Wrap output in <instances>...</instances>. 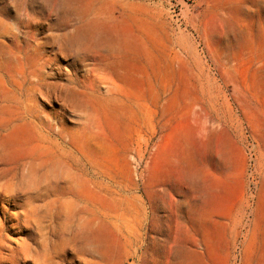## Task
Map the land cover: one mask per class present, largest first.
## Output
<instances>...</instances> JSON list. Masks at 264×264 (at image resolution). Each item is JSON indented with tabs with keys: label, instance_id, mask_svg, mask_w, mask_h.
Returning <instances> with one entry per match:
<instances>
[{
	"label": "rangeland",
	"instance_id": "obj_1",
	"mask_svg": "<svg viewBox=\"0 0 264 264\" xmlns=\"http://www.w3.org/2000/svg\"><path fill=\"white\" fill-rule=\"evenodd\" d=\"M141 2L154 41L174 57L167 87L148 95L140 75L121 85L108 76L121 106L89 100V111L73 114L41 97L53 120H40L57 144L0 106V157L72 165L87 221L73 231L92 251L66 263L264 264V0ZM58 8L57 0H0L22 44L23 32L46 41L75 23L59 20ZM12 42L3 37L0 50Z\"/></svg>",
	"mask_w": 264,
	"mask_h": 264
},
{
	"label": "bare ground",
	"instance_id": "obj_2",
	"mask_svg": "<svg viewBox=\"0 0 264 264\" xmlns=\"http://www.w3.org/2000/svg\"><path fill=\"white\" fill-rule=\"evenodd\" d=\"M141 1L57 0L58 19L75 23L46 41L23 32L24 44L17 38L22 30L0 11V40L13 37L8 49L0 50V106L11 109L41 140L57 144L58 134L42 125V118L51 123L53 114L36 103L41 97L73 114L89 111V100L121 106V87L106 82L108 76L121 85L140 75L148 95L157 85L164 90L174 57L154 41L150 21L141 19L151 15ZM135 29L143 30L144 36L139 38ZM48 47L56 48L49 56ZM60 60L69 62L67 69L57 65ZM107 83L111 86L102 87ZM21 159L4 163L0 157V264H73L66 263L68 254L84 256L92 250L86 237L78 240L73 231L87 221L81 216L86 207L73 195L72 165L65 162L62 169L59 162L45 164L38 154ZM80 177L88 182L86 174ZM81 263L89 264L85 258Z\"/></svg>",
	"mask_w": 264,
	"mask_h": 264
}]
</instances>
